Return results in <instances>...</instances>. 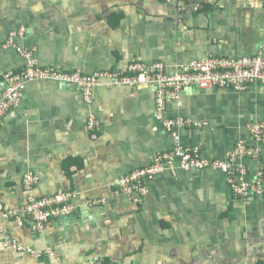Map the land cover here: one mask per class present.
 Here are the masks:
<instances>
[{"label": "crops", "instance_id": "crops-1", "mask_svg": "<svg viewBox=\"0 0 264 264\" xmlns=\"http://www.w3.org/2000/svg\"><path fill=\"white\" fill-rule=\"evenodd\" d=\"M23 29L17 43L35 49L45 68L93 74L138 61L176 72L212 55L264 56V0H0V100L5 75L24 68L17 49L6 46ZM155 103L153 87L100 86L90 104L55 80L27 85L0 127V203L21 211L29 201L24 176L34 171L42 178L36 196L75 192V211L43 233L30 221H7L23 248L57 255L5 250L0 234V264H264V194L237 197L211 168L166 171L148 184L139 207L117 186L177 143L200 147L208 159L254 143L249 126L264 121V84L183 91L164 119L195 124L175 133L158 120ZM93 114L100 131L88 129ZM242 164L254 180L264 148Z\"/></svg>", "mask_w": 264, "mask_h": 264}, {"label": "built area", "instance_id": "built-area-1", "mask_svg": "<svg viewBox=\"0 0 264 264\" xmlns=\"http://www.w3.org/2000/svg\"><path fill=\"white\" fill-rule=\"evenodd\" d=\"M182 5L184 2L180 3V6ZM25 35V29L20 33H13L6 45L9 48H16L25 64L21 71L7 73L4 77L5 90L0 100V127L4 126L20 108L27 85L37 80H55L78 89L90 104L93 103L94 89L100 86L153 87L156 90V117L163 121L167 131L172 133L195 124L182 117L164 119L169 105L177 103L183 91L191 88H231L245 91L257 82L264 84L263 55L233 59L212 55L191 61L176 72H170L163 62L147 64L138 61L117 69L99 70L93 74L65 71L61 67L45 68L40 64L35 49L17 43L18 37ZM88 129L90 132L102 129L100 121L94 114L89 118ZM249 130L254 143L248 140L240 141L236 150L227 158L208 159L200 147L189 148L177 143L172 150L159 153L151 165L138 168L124 176L117 182V186L123 195L139 207L144 205L149 196L148 184L158 180L166 171L175 168L183 171L211 168L224 174L237 197L248 199L253 195H262L264 165L258 170L256 178L249 180V168L242 163L248 159L257 161L261 156L264 148V121L251 124ZM41 181L40 175L34 171L25 174L24 186L29 194V201L21 211L9 209L0 203V234L4 239L5 250L26 253L37 258H54L57 254L52 250L37 252L34 249L23 248L5 225L11 220L25 227L30 221L34 230L43 233L54 221L73 216L74 199L77 194L60 191L54 195L38 197L34 192ZM92 203L98 204L99 201ZM87 264L100 263L92 260Z\"/></svg>", "mask_w": 264, "mask_h": 264}]
</instances>
